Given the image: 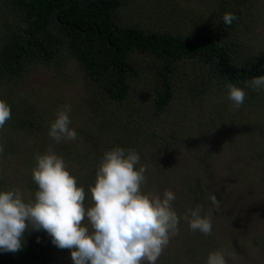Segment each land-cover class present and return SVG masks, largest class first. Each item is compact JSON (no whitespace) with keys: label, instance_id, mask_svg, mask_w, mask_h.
<instances>
[{"label":"rangeland","instance_id":"rangeland-1","mask_svg":"<svg viewBox=\"0 0 264 264\" xmlns=\"http://www.w3.org/2000/svg\"><path fill=\"white\" fill-rule=\"evenodd\" d=\"M121 1V7L114 13L115 24L150 29L156 22L164 26L183 22V34L190 37L196 35V29H203L200 24L206 26L215 20L219 6L217 0H168L173 9L164 0ZM225 3L238 12L244 10L240 13V29L236 31L240 32V40L247 43L246 48L247 45L253 48L255 62L264 67V0H225ZM9 5V0H0V41L6 28L18 24ZM132 60L139 75L128 80L129 103L110 104L104 115L101 105L90 98L92 88L83 84L72 59H63L60 67L53 62L49 66L36 63L14 87H10L12 82L1 85L25 103L36 128L28 133L10 132L18 148L12 154L0 156V187L19 190L25 202L34 200L38 190L32 179L35 157L51 149L63 158L78 186L84 188L88 207L92 204L89 187L94 186L103 154L115 147L131 149L139 154L140 164L146 166V182L141 192L161 198L165 190L173 192L175 200L171 207L181 217L178 232L170 237L156 264H191L184 259L186 248L190 245L196 249L202 242L195 235L198 231L190 230L182 217L197 206L202 208L201 215L210 214L212 221V234L203 241L204 248L197 249L202 251L197 264H206L209 253L216 251L223 254L226 264H264V108L246 98L239 108L228 97L227 101L222 100L223 106L210 105L213 98L209 94L198 98V103L188 97L193 103L183 102L176 92L166 111L155 115L149 108L155 72L160 67L137 52ZM238 62L242 64L245 60ZM176 75L180 78L182 72L179 70ZM63 105L71 106L70 128L76 131L77 139L57 144L48 132ZM132 109L139 113V122L135 123L131 138L122 145L113 128L120 127L118 120ZM252 110H257L262 118L250 117ZM240 120L252 124L255 130L248 133L238 125ZM193 194L203 205L194 202ZM213 196L218 206L213 205ZM52 255L50 264H73L68 249L61 250L52 244Z\"/></svg>","mask_w":264,"mask_h":264},{"label":"trees","instance_id":"trees-1","mask_svg":"<svg viewBox=\"0 0 264 264\" xmlns=\"http://www.w3.org/2000/svg\"><path fill=\"white\" fill-rule=\"evenodd\" d=\"M217 1L215 20L206 26L200 24L203 29H196V35L190 37L183 34V22L166 26L156 22L150 29L115 24L114 13L121 7V0H9L18 24L6 28L0 41V100L11 108V118L0 128L3 147L0 156L12 154L18 148L11 131L28 133L36 128L25 103L1 85L12 82L10 87H14L36 63L49 66L53 62L60 67L63 59L74 60L83 84L92 88L90 98L101 105L103 115L109 112L110 104L129 103L128 80L139 75L132 60L134 52L151 58L160 67L155 72L149 108L155 115L166 111L176 92L183 102L189 101L188 97L198 103V98L209 94L213 98L210 105L221 103L223 106L229 83L245 91L249 103L264 108V89L257 91L248 86L252 78L264 76V67L255 62L253 48L248 45L246 48L247 43L240 40V32L236 31L240 29V13L244 10L238 12L228 7L225 0ZM164 2L173 9L168 0ZM225 13L235 16L230 26L223 22ZM239 60L245 62L240 64ZM179 70L180 78L176 75ZM199 108L203 113V107ZM251 112L249 116L253 119L262 118L257 110ZM138 114L136 109L130 110L118 120L120 127L113 128L122 145L131 138L135 123L139 122ZM237 123L248 133L255 130L250 123L244 124L241 120ZM0 191L10 190L0 187ZM197 200L194 202L203 205ZM195 235L202 243L196 249L187 246L191 252H186L184 259L191 264L199 263L196 259L202 251L197 249L204 248L203 241L207 238L199 231ZM52 259L51 238L43 230L27 233L21 251L0 252V264H50Z\"/></svg>","mask_w":264,"mask_h":264},{"label":"clouds","instance_id":"clouds-1","mask_svg":"<svg viewBox=\"0 0 264 264\" xmlns=\"http://www.w3.org/2000/svg\"><path fill=\"white\" fill-rule=\"evenodd\" d=\"M222 19L230 26L235 16L225 13ZM248 86L264 89V76L252 78ZM227 87L228 99L236 108L242 106L245 91L231 83ZM70 112V105L61 106L50 123L48 135L57 144L77 139L70 128ZM10 118V106L0 100V128ZM35 159L34 200L25 202L16 189L0 191V252L21 251L31 229L45 231L54 246L70 250L73 264H156L178 232L181 217L171 207L173 192L165 190L162 198L141 192L146 166L134 150L115 147L103 154L94 186L89 187L92 204L88 207L84 188L62 157L50 149ZM211 201L218 206L214 196ZM201 211L200 206L189 209L182 219L193 232L211 235V215L202 216ZM206 264H226V260L216 251L209 253Z\"/></svg>","mask_w":264,"mask_h":264}]
</instances>
